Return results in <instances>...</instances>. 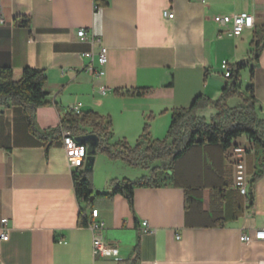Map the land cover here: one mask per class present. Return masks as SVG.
Segmentation results:
<instances>
[{
  "label": "crops",
  "instance_id": "0c3cea01",
  "mask_svg": "<svg viewBox=\"0 0 264 264\" xmlns=\"http://www.w3.org/2000/svg\"><path fill=\"white\" fill-rule=\"evenodd\" d=\"M242 12L254 16L255 26L239 37L214 20ZM25 14L29 26L17 25L14 19ZM263 26L264 0H108L98 10L91 0H0V67H10L15 81L26 67L45 70L50 103L37 109L39 131L56 128L82 103V112L111 118L114 140L135 145L146 123L151 138L164 139L173 109L189 107L201 94L218 98L229 66L249 58L254 32ZM80 29L93 31L107 48L104 76L86 70L90 51L99 67L100 44L80 40ZM248 68L240 73L243 89L244 72L251 83ZM252 84L264 118V49ZM136 88L147 93H113ZM63 132L47 150L23 107H0V264H264V240H240L264 230V177L250 183L246 203L220 145L190 148L171 181L135 189L131 210L120 194L95 198L91 206L79 200L73 180L79 170L68 164ZM111 160L121 174L94 180L95 193L110 191L113 179L134 180L129 168L135 167ZM255 161L253 146L247 157L252 176ZM81 208L91 219L98 209L103 229L79 226ZM97 235L104 253L95 255Z\"/></svg>",
  "mask_w": 264,
  "mask_h": 264
},
{
  "label": "trees",
  "instance_id": "16d2710c",
  "mask_svg": "<svg viewBox=\"0 0 264 264\" xmlns=\"http://www.w3.org/2000/svg\"><path fill=\"white\" fill-rule=\"evenodd\" d=\"M14 21L17 25L29 26L30 16L28 14L18 16ZM251 44L249 58L229 66L220 96L213 99L201 94L195 97L189 107L173 109L167 135L161 140L151 138L148 123L145 124L135 145L129 144L126 140H114L111 118L94 111L80 113L69 111L61 117L59 126L39 131L36 125L37 109L50 103L47 100L48 92L45 90L47 76L43 69L26 67L21 79L15 81L10 67H0V107H23L30 129L46 141L47 150L53 143L51 141L60 138L63 131H70L74 137L92 133L99 139L97 152L110 159H120L131 167L146 169L150 168V163L161 162V165L150 168L149 176L137 180L113 179L111 190L106 193H95L91 180L92 172H86L84 169L75 172L73 180L76 194L87 206H91L95 198H113L120 194L127 199L130 209L133 210L134 192L137 187L158 188L166 184L167 178L159 179L157 170L172 172L175 163L195 146L220 145L227 151L241 136H245L254 146L255 171L250 182L254 184L264 177V118L258 115L252 84L255 65L264 49V26L255 30ZM249 64L251 83L243 89L240 73L249 67ZM113 93L119 96H144L147 89H115ZM235 100H239L240 103L232 106L231 102ZM206 109L215 110L211 120L199 114V111ZM172 178L171 176V180ZM189 201L187 197V211ZM91 220L86 208H81L78 225L89 227ZM128 264H135V261Z\"/></svg>",
  "mask_w": 264,
  "mask_h": 264
},
{
  "label": "built area",
  "instance_id": "2783aa9c",
  "mask_svg": "<svg viewBox=\"0 0 264 264\" xmlns=\"http://www.w3.org/2000/svg\"><path fill=\"white\" fill-rule=\"evenodd\" d=\"M95 6V9H100L108 0H91ZM165 15L169 18L174 17L173 12L165 11ZM215 22L227 29V32L233 36H241L247 29H253L255 26V19L252 14L247 12H242L232 15H217L214 17ZM78 36L82 41H88L92 45L99 43L98 51V65H94V51L85 53V57L90 60V64L87 66L86 70L93 76L101 77L105 75V65L107 63V48L102 45L101 38L96 35L93 31L86 29H80L78 31ZM102 92H105V88L102 87ZM82 103H77L71 107V111L80 113ZM63 146L66 152V157L68 164L71 169L83 170L85 166V160L87 157V146L81 142H78L74 135L70 131L63 132L62 138ZM253 149V144L251 142L239 143L235 142L226 151V159L234 167V187L238 193L245 198L246 203L249 201V186L252 179V175L247 169V157L248 152ZM92 220L90 222V228L93 231H100L104 227V222L99 219V213L97 210L92 211ZM2 224L7 223V219L3 218L1 220ZM142 227L145 232L149 231V226L147 221L142 222ZM3 239H7V231L2 234ZM264 240V230L257 231L254 235L245 233L242 234L240 240L245 243H250L253 240ZM93 248L95 255L103 254L104 247L99 236L94 237Z\"/></svg>",
  "mask_w": 264,
  "mask_h": 264
},
{
  "label": "rangeland",
  "instance_id": "374dc122",
  "mask_svg": "<svg viewBox=\"0 0 264 264\" xmlns=\"http://www.w3.org/2000/svg\"><path fill=\"white\" fill-rule=\"evenodd\" d=\"M248 70H250V69L248 68ZM246 77H247V72H244L243 77H242V80L244 81L243 82L244 88L247 86ZM240 82H242L241 78H240ZM239 103H240L239 100H235L234 102H231V105L234 106V105H238ZM199 114L205 116L207 120H211V116L215 114V110H213V109L201 110V111H199ZM118 165H120V164L115 163L114 161L109 159L104 154H99L96 161H95L94 169L91 173L92 182H94V180H95L96 183L98 184L101 181H103L104 178L108 175L116 176L117 174H121V173H119L121 166L118 167ZM149 165H150V168H152L155 165H161V162H154V163H150ZM150 168L146 169L143 167H135V168H129V169L131 171L130 174L133 176L134 180H137L141 176L150 175V173H151ZM156 173H157V176L159 179L165 177V178H167L168 181H171V176H172L171 171L166 173L162 170H157Z\"/></svg>",
  "mask_w": 264,
  "mask_h": 264
},
{
  "label": "water",
  "instance_id": "95a60500",
  "mask_svg": "<svg viewBox=\"0 0 264 264\" xmlns=\"http://www.w3.org/2000/svg\"><path fill=\"white\" fill-rule=\"evenodd\" d=\"M75 139L78 142L87 144V157L86 162L84 166V171L86 172H92L95 165L96 155H97V145L99 143V139L96 135L90 133L87 135H84L82 137H75ZM94 197L91 198L93 200Z\"/></svg>",
  "mask_w": 264,
  "mask_h": 264
},
{
  "label": "bare ground",
  "instance_id": "6f19581e",
  "mask_svg": "<svg viewBox=\"0 0 264 264\" xmlns=\"http://www.w3.org/2000/svg\"><path fill=\"white\" fill-rule=\"evenodd\" d=\"M81 111V110H80ZM82 112V111H81ZM83 144H85V143H83ZM87 150H88V148H87ZM85 162H86V160H85ZM93 210H97L98 211V213H99V210L98 209H93Z\"/></svg>",
  "mask_w": 264,
  "mask_h": 264
}]
</instances>
